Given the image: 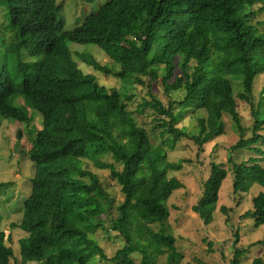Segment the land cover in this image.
<instances>
[{
  "label": "trees",
  "instance_id": "16d2710c",
  "mask_svg": "<svg viewBox=\"0 0 264 264\" xmlns=\"http://www.w3.org/2000/svg\"><path fill=\"white\" fill-rule=\"evenodd\" d=\"M4 1L10 22L19 29L17 48L37 61L20 64V86L0 74V119L33 122L28 111L12 105L18 99L43 118L29 151L36 172L18 226L27 235L20 240L21 264H91L96 257L137 264L136 252L142 264H159L164 248L171 251L164 264H179L181 252L167 223L168 202L182 187L169 174L180 172L182 163H169L165 146L173 149L184 139L202 149L226 133L225 115L242 137L232 150L246 149L256 156L233 165L234 193L248 194L253 186L262 189L244 218L253 220L256 228L264 225V82L258 103L253 102L255 82L264 76V36L250 23L251 9L262 0H111L70 32H64V20L58 18L59 0ZM69 43L98 46L120 70L102 66L93 57H84L86 64L107 77L147 87L150 99L140 108L156 113L154 130L167 136L164 145L154 144L137 124L128 109L131 96L106 88L80 70ZM234 81L242 86L237 95ZM154 86L165 89L168 105L153 93ZM179 91L183 97L174 98ZM237 98L251 109L248 138ZM188 116L196 119L194 130L178 126ZM106 157L114 164L105 162ZM85 161L109 170L124 196L118 207L121 218L111 221V230L125 245L112 259L90 236L105 228L102 217L109 215L114 202L105 205L110 196L99 177L85 169ZM227 178L228 171L214 165L193 208L206 225L213 221ZM8 187L0 184V189ZM8 239L0 232V264L14 258ZM255 244L264 247V238ZM242 253L236 250L235 264Z\"/></svg>",
  "mask_w": 264,
  "mask_h": 264
},
{
  "label": "rangeland",
  "instance_id": "374dc122",
  "mask_svg": "<svg viewBox=\"0 0 264 264\" xmlns=\"http://www.w3.org/2000/svg\"><path fill=\"white\" fill-rule=\"evenodd\" d=\"M110 2L111 0H59L60 11L57 15L64 20V32L73 31L87 17L92 16ZM250 14L252 15L250 23L257 27L258 34L264 36V0L256 4ZM19 41V29L10 22L7 3L0 0V74L6 73L17 86H20L24 79L19 70L20 64L30 66L37 61V58L30 56L25 50L17 48ZM68 47L84 74L94 75L106 88L117 89L132 97L127 102L128 109L132 112L137 124L150 134L154 144L164 145L167 136L163 138L160 130H154L156 113L149 107L142 111L140 108L146 100L150 99L147 87L115 77H107L86 64L83 58L93 57L102 66L120 70L119 66L111 64L109 56L98 46L69 43ZM263 82L264 76L258 77L255 82L254 105L259 101ZM233 86L236 95L242 91L239 82L234 81ZM152 91L165 105H168L169 98L162 86H154ZM173 94L174 98L183 97L181 91ZM12 105L28 111L33 119L30 125L13 119H0V184H9L8 188L0 189V232L4 233L5 238H9L6 244L14 250V258L10 259L9 264H21L20 240L27 235L18 226L23 218L24 205L31 196L32 179L36 172V167L30 160L29 151L32 147L34 130L43 128V118L39 112L27 108L22 99L12 101ZM237 110L246 129L245 138H248L253 124L250 106L237 98ZM203 115L206 114L202 113ZM224 120L226 133L207 143L202 149L184 139L179 140L173 149L165 146L169 163H182L180 172L169 174V177L177 179L182 187L168 202L170 219L167 223L170 234L177 240L178 251L181 252L179 264H235L233 261L238 249L243 250V253L236 264H251L258 258L264 264V247L255 244L264 238V225L256 228L253 220L244 218L246 212L252 211V200L262 192V189L259 186H253L248 194L238 196L233 189V165L245 163L248 158L256 156L246 149L232 150L242 137L229 115H225ZM178 126L194 130L196 119L188 116ZM105 162L114 164L112 157H106ZM214 165H222L228 171V178L220 191L218 205L213 210V221L206 225L200 216L194 213L193 208L202 197L204 184L212 176ZM117 167L121 170L120 166ZM85 169L99 177L101 186L109 194L110 201L105 205L114 202L109 215L102 217V220L106 222L105 228L90 236L103 248L106 256L112 259L125 245L119 234L111 230V221L121 218L118 207L124 203V196L121 188L112 179L109 170L98 169L90 161H85ZM222 208H225L226 212H223ZM152 227L155 232L160 231L159 225ZM170 252L169 249L164 248L158 263L164 264ZM133 258L137 264H142V257L138 252L133 253ZM91 264L117 263L101 261L96 257Z\"/></svg>",
  "mask_w": 264,
  "mask_h": 264
}]
</instances>
